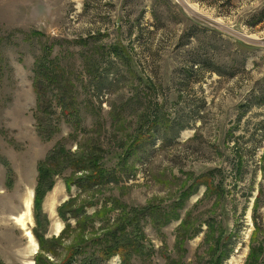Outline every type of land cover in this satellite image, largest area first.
<instances>
[{
  "label": "rangeland",
  "instance_id": "rangeland-1",
  "mask_svg": "<svg viewBox=\"0 0 264 264\" xmlns=\"http://www.w3.org/2000/svg\"><path fill=\"white\" fill-rule=\"evenodd\" d=\"M42 163L46 263L264 264V0H0V264Z\"/></svg>",
  "mask_w": 264,
  "mask_h": 264
},
{
  "label": "trees",
  "instance_id": "trees-1",
  "mask_svg": "<svg viewBox=\"0 0 264 264\" xmlns=\"http://www.w3.org/2000/svg\"><path fill=\"white\" fill-rule=\"evenodd\" d=\"M42 60L45 61V59L42 58ZM41 60V61H42ZM42 61V62H44ZM40 62V61H39ZM40 68V69H39ZM47 68L45 67V64L43 63H39L38 65V72L35 77V82L33 85L34 91L37 95V99L39 101V103L43 102L46 99L45 93H44V79H46V73H47ZM58 93L60 94L59 97V103H61V107L64 109V107L66 106L67 103H63V99L65 96V93L62 89H57ZM69 104V102H68ZM66 116H72V118L74 117L73 113H71V110L69 113L66 114ZM44 130L48 131V128H44ZM41 134V133H40ZM39 134V135H40ZM42 138L45 139V137L43 135H40ZM142 140V138H138L134 141V144L136 145H141L142 143H140ZM70 156L67 153H65V151L59 147L57 149H55L50 156V161L51 162H55V161H59L60 162H64L66 161L67 157ZM98 160L96 159V157H94L92 154L90 155H86L85 158L81 157V159L78 160H73V164L71 165L73 167V170L78 173V172H82V173H90L92 177L97 178L99 180V182H101L102 180L105 179V176H103V171L102 168L100 166L97 165ZM42 165V166H41ZM38 169V184L36 186V189L34 191V198H33V219H34V224H35V228L32 230V235L34 237V239L36 240L37 244H38V249L40 252H38L36 254V257L34 258V263L35 264H51V263H46L47 261L45 260V258L43 257L42 254L44 253H48L50 252L51 254H53V252L49 249V245L52 244L54 245L56 242H59L63 236L64 233H66L68 231V224L65 226V229L60 233V236L56 239H51L52 241H50V243H48L40 234V230L43 228V222L45 220V217L41 214V204H42V200L45 196L46 191H49L51 189L52 183H50L47 187V190L45 191L43 189V185L45 184V181L51 177V175L53 174V171H50V169H47L46 167H48L45 163H42ZM49 168V167H48ZM100 174H102L100 176ZM92 182V181H90ZM206 182V181H205ZM67 211H68V204H64L62 205L57 213L59 215V217L62 219L63 222H67ZM70 214L72 215V218H77V216L79 217V213L77 212H73L71 211ZM132 242V241H131ZM56 245L53 246V248ZM122 252L123 248L122 247H116L114 249V247H108L104 250V252L102 253V255L104 256L105 259H110L111 257L115 256L117 253L121 256H123ZM62 264H77L76 259H74L73 256H69ZM78 264H94L93 260H89V261H85L83 263H78Z\"/></svg>",
  "mask_w": 264,
  "mask_h": 264
},
{
  "label": "bare ground",
  "instance_id": "bare-ground-1",
  "mask_svg": "<svg viewBox=\"0 0 264 264\" xmlns=\"http://www.w3.org/2000/svg\"><path fill=\"white\" fill-rule=\"evenodd\" d=\"M26 215L29 217L30 215V203L27 202L26 206ZM25 216H19L16 218V221L18 223V225L20 226V228L23 229L24 231V236L25 238L28 240V243L30 244V246H32L33 249V253L36 252V250H38L37 244L35 243L30 231L27 229V223H26V219L27 217ZM29 264H33V262H30Z\"/></svg>",
  "mask_w": 264,
  "mask_h": 264
}]
</instances>
